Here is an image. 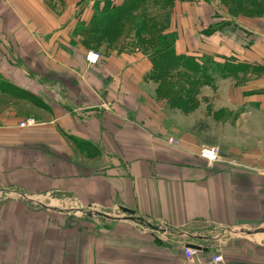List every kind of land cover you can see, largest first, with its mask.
Wrapping results in <instances>:
<instances>
[{
  "label": "crops",
  "instance_id": "0c3cea01",
  "mask_svg": "<svg viewBox=\"0 0 264 264\" xmlns=\"http://www.w3.org/2000/svg\"><path fill=\"white\" fill-rule=\"evenodd\" d=\"M106 1L0 0V264H264V12L173 1L174 52L219 65L186 113L130 38L91 41Z\"/></svg>",
  "mask_w": 264,
  "mask_h": 264
},
{
  "label": "trees",
  "instance_id": "16d2710c",
  "mask_svg": "<svg viewBox=\"0 0 264 264\" xmlns=\"http://www.w3.org/2000/svg\"><path fill=\"white\" fill-rule=\"evenodd\" d=\"M158 1L160 0H124L118 6L106 1L86 30L93 34L91 41L106 36L113 43L121 34L133 35L134 38H130L131 47L139 48L149 55L152 67L148 78L158 83L157 95L165 98L172 107L188 112L196 107L197 102H194L189 88L182 85L181 82L185 79L173 77V72L184 66H191L188 60H193L196 64L200 61L174 52V35L166 32L167 28L161 31L155 14L149 13L150 5L156 7L159 5ZM173 1L171 0V5ZM221 1L234 12H264V0ZM168 37L171 39L168 40ZM214 63L218 65L217 62ZM165 78L167 81L164 82Z\"/></svg>",
  "mask_w": 264,
  "mask_h": 264
},
{
  "label": "rangeland",
  "instance_id": "374dc122",
  "mask_svg": "<svg viewBox=\"0 0 264 264\" xmlns=\"http://www.w3.org/2000/svg\"><path fill=\"white\" fill-rule=\"evenodd\" d=\"M162 1V2H161ZM159 5H156V7L150 5L149 7V13L155 14L156 19L158 21V24L160 26V30L167 28L169 26L170 21V7H171V0H160L158 1ZM133 34V31L132 33ZM127 37L134 38L133 35H120L115 39L114 46L115 47H126L127 46ZM168 40L171 38L168 37ZM130 42V41H129ZM131 45V43H128ZM191 64V66H184L182 68H179L174 71L173 77H179L183 78L181 83L184 85V87L189 88L190 92L192 93V98H194V102L198 103L199 101V94L201 87L204 85L202 82H207L208 84L213 83L217 77H218V68L219 65L215 64L211 60L208 59H200V63L196 64L193 60H188ZM202 72V73H201ZM179 80V79H178ZM167 81L165 78L164 82ZM181 81V80H179ZM187 113V112H186ZM202 127V126H201ZM212 129V128H211ZM217 132V128L214 130ZM215 135V134H214ZM214 135L211 134L213 137ZM217 136V135H215ZM38 205V204H35ZM51 206V205H50ZM55 210L57 211H65L68 216V220L70 222H74L76 217H86L88 214H101L106 217H113L116 216L114 212H102L100 210L95 209H85L78 205H69V204H62V205H52ZM118 213V212H117ZM119 214V213H118Z\"/></svg>",
  "mask_w": 264,
  "mask_h": 264
},
{
  "label": "built area",
  "instance_id": "2783aa9c",
  "mask_svg": "<svg viewBox=\"0 0 264 264\" xmlns=\"http://www.w3.org/2000/svg\"><path fill=\"white\" fill-rule=\"evenodd\" d=\"M33 119H27L20 123L21 126L33 124ZM170 142L176 143V139L170 138ZM200 156L203 158L209 160V161H215L219 159V152L218 149L215 146H202L199 150ZM201 253V250L192 248L189 246L184 247V254L188 260L194 258L198 254ZM201 264H226L223 257L220 254H214L210 258H208L205 261H202Z\"/></svg>",
  "mask_w": 264,
  "mask_h": 264
},
{
  "label": "water",
  "instance_id": "95a60500",
  "mask_svg": "<svg viewBox=\"0 0 264 264\" xmlns=\"http://www.w3.org/2000/svg\"><path fill=\"white\" fill-rule=\"evenodd\" d=\"M123 211H128V212H133V210H129L128 208H122ZM186 246H189V247H192V248H196V249H199L201 250L202 247L200 245H197V244H193V243H188L186 244Z\"/></svg>",
  "mask_w": 264,
  "mask_h": 264
}]
</instances>
